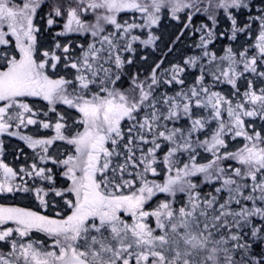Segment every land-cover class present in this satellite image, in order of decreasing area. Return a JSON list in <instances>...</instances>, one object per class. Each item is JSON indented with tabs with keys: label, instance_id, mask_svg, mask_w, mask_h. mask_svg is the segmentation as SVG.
Segmentation results:
<instances>
[{
	"label": "snow or ice",
	"instance_id": "obj_1",
	"mask_svg": "<svg viewBox=\"0 0 264 264\" xmlns=\"http://www.w3.org/2000/svg\"><path fill=\"white\" fill-rule=\"evenodd\" d=\"M41 3L24 0L21 6L0 0V46H4L0 49V133L8 132L13 121L18 128L24 125L26 115L27 124L37 123L32 118L36 113L23 100L26 97H39L50 106L64 104L80 114L76 124L82 131L75 134H64L67 125L60 122L61 115L54 137L20 136L45 154L55 140L72 146L74 151L66 158L53 159L63 168L66 187H56L51 169L33 164L31 171L20 170L49 182L48 188L35 189L42 208L49 207L51 194L63 199L70 213L51 217L28 208L0 206V225H15L0 229V242L10 249L6 255L0 253V264H264V123L257 129L248 122L249 118L264 122V86L257 89L248 79L241 93L238 84L245 73L264 82V6L255 16L249 13V21L258 23L255 42L239 52L227 47L217 57L209 53L208 45L216 36L220 15L230 21L228 38L235 40L238 33L250 31L251 23L240 27L233 10L251 9L250 0H53L48 26L55 17L65 18L58 36L92 37L87 47L79 45L75 57L69 55L70 43L56 44V49L63 48L64 66L74 70V76L53 79L47 68L55 70L61 57L44 51L43 58H37L41 29L34 18ZM164 8L171 19L183 24L181 35L189 29L201 33L195 47L202 54L163 72L157 64L144 80L139 73L132 75L125 89L119 82L125 64L133 60L122 57L121 51L134 52L137 41L152 44L156 37L151 33L141 40L133 31L157 25ZM125 11L139 12L142 22H119L117 14ZM89 12L94 22L85 18ZM197 16L206 17L211 26H196ZM12 40L14 50L7 47ZM189 67H198L200 74L186 86L182 74ZM162 84L181 87L173 95L158 94ZM219 84L230 85L232 97L212 90ZM181 120L187 126H175ZM41 126L52 125L42 122ZM229 138L242 139V146L229 150ZM201 151L211 157L206 163L198 162ZM226 161L238 166L225 168ZM0 170V193L30 191L13 186L17 173L11 167L0 162ZM149 173L164 178L150 181ZM198 177L203 179L197 182ZM214 183L219 186L207 194L198 190L201 184ZM158 194L165 199L149 210V201ZM178 194L187 199L177 209ZM32 233L42 234L51 244L30 238Z\"/></svg>",
	"mask_w": 264,
	"mask_h": 264
},
{
	"label": "flooded vegetation",
	"instance_id": "obj_2",
	"mask_svg": "<svg viewBox=\"0 0 264 264\" xmlns=\"http://www.w3.org/2000/svg\"><path fill=\"white\" fill-rule=\"evenodd\" d=\"M15 1V2H14ZM13 2L17 5H20L24 0H14ZM53 0H42L41 7L37 10L35 16V23L41 29L37 34V58L42 59L40 55L44 51L55 52L58 56L61 57L60 62L57 65V68L53 70L51 66L47 68V74L51 78L55 79L59 76H65L68 79H72L74 76V70L65 68L64 61V52L63 48L56 49V44L60 43L62 46L66 44H71V50L69 55L75 57L80 54L79 45H84L87 47V43L91 42L92 37L90 35H81L77 33H68L66 35L58 36L57 33H60L64 30L65 18L64 17H55V23L49 27L47 20L49 18L50 6ZM134 12H129L125 14L124 17L117 14V19L119 22L124 23L125 21L132 22H142L140 17ZM182 17L184 13L180 14ZM88 21L94 22L95 17L91 12L85 17ZM202 20L203 23H207V18L204 16H197L195 18L196 26H199ZM211 26V24H210ZM109 31H114L112 26H106ZM183 24L179 23L176 20L171 19L169 14L168 18H161L159 23L152 28L144 29H135L133 31L134 35L140 37L141 40L148 39L147 30L152 33L156 39L150 45H144L139 41L133 44L134 52H124L121 51L122 57L131 58L133 60L132 64H125L124 74L122 75L121 81L119 84L127 89L130 87V77L139 73V78L144 80L147 76L151 74L152 69L160 64L161 68L159 72L170 69L174 64L183 65L185 58L189 56H200L202 54V49L195 47L200 42L201 33H193L191 29L184 32L181 35V29ZM6 30V27L5 29ZM11 40V38L9 37ZM180 42V45L177 43ZM15 42L14 40L7 46L9 49L14 50ZM185 50H183V48ZM4 46H0V49H3ZM215 45H208V49L215 53ZM200 53L198 55V53ZM176 55L177 60H172L171 57ZM146 68L145 71L142 69ZM200 74L199 68H187L186 72L183 75L186 84H192ZM210 78V77H209ZM207 79V77H206ZM211 83V82H210ZM180 85L173 84L172 86L162 84L157 92L167 93L168 95H173L176 91L180 90ZM214 90V89H212ZM243 91H241L242 93ZM24 102L28 103L29 106L33 109V112L36 115H33L32 118L37 121L36 124H27V115L25 116V124L21 125L19 128L16 127V121H13L12 127L8 132L0 133V162L6 164L8 167H11L16 173L17 176L13 178L12 184L14 187L19 186L21 189L27 187L30 189L29 192L24 191H14L11 193H0V206L4 207H21L28 208L34 211H40L42 214L49 215L51 217H56L57 212H60L62 215H67L70 213V210L64 205L63 199L59 197H54L51 194L47 197L49 202V207L47 209L42 208L39 205L38 200L35 197L36 188H48L49 182L39 179L38 177H29L24 172H21V168H24L26 171H31V166L35 164L37 168L51 169L52 175L56 182L57 188L66 187L69 183L62 175L63 168L58 164L53 163V159L60 160L66 158L67 154L72 153L74 150L71 145H68L66 142L61 140H55L52 145L48 147V152L45 154L41 147L33 149L28 146V144L20 139V136H31L34 139H50L56 135L55 124L59 120V117L62 115L64 117L62 123H65L67 126L63 130L65 135L75 134L76 131L81 130L82 126L76 124V121L79 119L80 114L74 109L69 108L67 105L57 103L54 106L48 105L47 101L39 97H26L23 98ZM50 107H55V111H50ZM47 113L45 116L44 114ZM31 115V114H29ZM143 116V113H141ZM227 118L225 113V119ZM42 122H48L52 125L50 128H43L41 126ZM127 124V122H125ZM177 123L176 125H178ZM169 127H173L172 122H168ZM215 125H213L214 127ZM125 132L127 128L125 127ZM9 133H17V135H10ZM148 146H145L147 150ZM166 147L160 153V159L163 158V152L166 151ZM139 155V153H137ZM41 156H46L47 159L41 160ZM181 159H186V157H181ZM199 163H206L210 158H197ZM229 165H232L231 162H226L224 164L225 168ZM162 171V166L158 169ZM163 175L159 177H153L151 173L147 175V179L157 180L160 182L163 180ZM197 182L202 180V177L195 178ZM0 180H3V173L0 170ZM217 184V183H216ZM207 184H202V187L198 190L206 192ZM183 194H178L175 198L174 207L179 208L180 197ZM165 196L163 194H158L151 201H149L147 207L149 210L155 208L157 204L164 200ZM168 199H173L169 197ZM126 219H128L126 217ZM151 225L155 226V221L152 219L150 221ZM6 227H15L14 224L8 222L5 225H0V229ZM30 238L35 239L39 238L45 240L48 244H51V241L47 237L43 236L40 233H32ZM10 251L9 247L6 246L3 242H0V253L7 254ZM134 264V261H133Z\"/></svg>",
	"mask_w": 264,
	"mask_h": 264
},
{
	"label": "trees",
	"instance_id": "obj_3",
	"mask_svg": "<svg viewBox=\"0 0 264 264\" xmlns=\"http://www.w3.org/2000/svg\"><path fill=\"white\" fill-rule=\"evenodd\" d=\"M250 3L252 4L251 9H248V10L244 9V10H239V11L238 10H233V12H234V14H235V16L237 18L239 26L243 27L245 24L251 23V29H250V31H247V32L255 34L256 31L258 30V28H257L258 23H254V22H250L249 21V13L251 15L255 16L257 11H258V9L260 7H262V6H264V4L261 3V0H253V2H250ZM219 20H220V22L216 26V36L212 40V42L210 43V45H212V46L215 45V47H216L215 48V54H219V53L224 52L227 47H232L234 49V48H237V47H241L242 45H245L244 40L242 41V42H244V44H241V45H239V44L241 43L242 38L244 39V35L247 34V32L238 33L237 34V38L235 40H230L228 38L229 36H231V24H230V21H228L225 17H223V15H222V17H219ZM206 22L209 25L211 24V22L208 21V20ZM200 23H203V22L200 21ZM221 33H224L225 35L221 36L220 35ZM180 44H181L180 42L177 43V45H180ZM251 44H253L252 40L247 41V45L248 46L251 45ZM199 54L200 53H198V55ZM240 68L243 70L242 66H240ZM142 70L145 71L146 68H144ZM247 74L251 75V73H247ZM252 77H254V76H252ZM206 82L210 83L211 82V78L207 77ZM213 89H214L213 91H219V92H221V94H222V92H226L227 89H229L233 93V89L231 88L230 85L226 86L225 84H219L216 87H214ZM240 91H241V88H240ZM242 143H243V140H242ZM228 162H231L232 166H238V165H236L235 161H228ZM249 206H250V202H249Z\"/></svg>",
	"mask_w": 264,
	"mask_h": 264
},
{
	"label": "rangeland",
	"instance_id": "obj_4",
	"mask_svg": "<svg viewBox=\"0 0 264 264\" xmlns=\"http://www.w3.org/2000/svg\"><path fill=\"white\" fill-rule=\"evenodd\" d=\"M14 1V0H13ZM15 2V1H14ZM250 2H253V0H250ZM23 3V2H22ZM22 3L20 4L21 6H22ZM245 10H248V9H245ZM239 11V10H238ZM129 12H133V11H125V12H121V13H118V15H120V16H122V18L124 17V15L125 14H128ZM133 14H136V15H138V16H141V14L139 13V12H134ZM169 14H170V12H169V10L167 9V8H164V9H162V12H161V18L163 17V18H168L169 17ZM220 17H222V15H220ZM125 18V17H124ZM202 21V20H201ZM122 23V22H121ZM257 28H258V26H257ZM256 28V29H257ZM257 32H258V30L256 31V33L255 34H252V33H248L247 32V34H245L244 35V39L242 38V40H241V43L239 44V45H241V44H244V42H245V45H242L241 47H237V48H234L233 50L234 51H236V52H239V51H241V50H243L245 47H248V45H247V41H250V40H252V43H254L255 42V36H256V34H257ZM149 33H150V31L149 30H147V33L146 34H148L149 35ZM152 34V33H151ZM244 40V42H242ZM240 42V41H239ZM185 48H187V46H185L184 48H183V50H185ZM208 51H209V53H214V52H212V51H210L209 49H208ZM215 54V53H214ZM225 54V51L224 52H222V53H219V54H216V56L217 57H220V56H223ZM171 59L174 61V60H177L178 58H176V55H173L172 57H171ZM205 63H206V61H204ZM242 66V65H241ZM240 70L241 71H243L241 68H240ZM261 70H264V65H261ZM252 76H254V75H248L247 73H245V75H244V77H242L239 81H238V84H239V87L241 88V91H244L246 88H247V80L248 79H252L254 82H255V86H256V88L257 89H259L261 86H264V82H262V81H260L256 76H254V77H252ZM252 77V78H251ZM187 85H190V84H186V86ZM226 86H229L228 84H225ZM222 94L223 95H227V96H229V97H232V92L229 90V89H227V91L226 92H222ZM234 99V102H235V99H238V97L237 98H233ZM227 119V118H226ZM248 122L249 123H254L255 125H256V127H257V129H260L261 128V125H262V123H264V122H261V121H259V120H252V119H248ZM179 124L178 125H175V126H187V121H185V120H181L180 122H178ZM201 139H203L204 137L203 136H201L200 137ZM242 139H240V138H238L236 141H233V140H231V138H229V141H228V143H229V150H231V151H234L237 147H240V146H242ZM242 144H241V143ZM198 158H210V155L208 154V153H205V152H203V151H201L200 152V155L198 156ZM227 162V161H226ZM226 162H224V164L226 163ZM224 166V165H223ZM225 167V166H224ZM202 179H203V177H202ZM217 186H219L218 185V183L216 184V183H214V184H211V185H208L207 184V188H206V192H203V194H207V193H209V192H211V191H213L214 190V188L215 187H217ZM202 187V184H201V186H200V188ZM224 195L226 196L227 195V193H224ZM186 199H187V197L185 196V195H182L181 197H180V202H179V207H181L182 206V204L186 201Z\"/></svg>",
	"mask_w": 264,
	"mask_h": 264
}]
</instances>
